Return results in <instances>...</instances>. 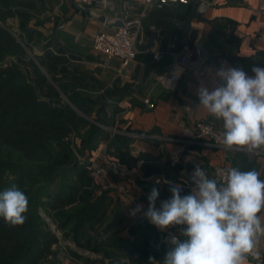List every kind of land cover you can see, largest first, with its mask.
<instances>
[{
	"label": "crops",
	"instance_id": "crops-1",
	"mask_svg": "<svg viewBox=\"0 0 264 264\" xmlns=\"http://www.w3.org/2000/svg\"><path fill=\"white\" fill-rule=\"evenodd\" d=\"M198 1L147 8L141 0H112L114 8L103 10L85 5L105 14L107 20L123 21L121 17L133 2L135 7L128 10L129 18H141V44L148 42L152 32L158 33L151 48L138 49L136 56L125 64L117 57L104 64L103 56L93 47L95 35L113 32L118 26L89 15L73 0H2L3 4H18L17 9L26 16L40 18L33 27L48 35V39L37 53L43 54L50 48L67 56V66L87 77L85 85L74 86L71 92L80 91L98 100L88 118L106 131L128 139L123 145L122 137L115 138L113 134L102 137L91 152L105 168L102 175L94 176L96 182L116 190L120 207L125 211L132 203L147 210L153 187L159 191L157 208L171 198L169 186L156 183L160 175L185 183L188 187L181 195L189 194L193 187L191 174L198 166L209 178H216L218 167H238L243 171L256 169L264 179V151L248 152L244 148L224 146L220 139L222 122L197 107L200 83L211 89L221 65L243 68L249 75L253 66L264 67V13L258 11L259 0H205L209 6L204 18L195 14L189 40L185 42L182 24ZM196 44L206 55L205 74L183 72L177 87L171 88L166 79L171 63ZM103 102L106 103L103 122H98L97 111ZM198 121L212 124L219 139L191 138L186 131L195 128ZM174 152L180 153V161L175 165L171 162ZM111 162L125 166L127 174L120 175ZM258 251L259 259L248 257L247 264H264V238Z\"/></svg>",
	"mask_w": 264,
	"mask_h": 264
},
{
	"label": "trees",
	"instance_id": "trees-1",
	"mask_svg": "<svg viewBox=\"0 0 264 264\" xmlns=\"http://www.w3.org/2000/svg\"><path fill=\"white\" fill-rule=\"evenodd\" d=\"M18 6V4H3L2 0H0V20L4 21L8 17L16 15L23 16L22 29L35 30L40 34L38 30L28 25L29 19L32 17L26 16L25 13H20L17 9ZM20 45V42L0 25V139L2 143L8 144L12 150L27 158L33 160L48 159L47 162L51 163V165H55L56 162L51 160L49 155L50 148L47 147V144L54 138L59 141L63 150H70L71 147L65 141V135L72 126L81 127L88 123L92 125L87 139L82 140V152L86 156L91 155V152L97 147V142L102 137L108 138L111 134L115 138H124L123 145L125 144L128 140L125 138L126 136L106 131L100 125L89 121L88 117L91 116L92 107L98 103V100H92L89 95H85L80 91L71 92L74 90V86L85 85L87 77L80 73L76 74L75 70L67 66L69 64L67 63L69 62L67 56L63 55L62 52L60 54L53 52L50 48H47L41 54L44 61H52L55 65L63 68L62 71L66 76L67 82L59 85L65 94L64 96H61L59 91L53 89L50 85L47 87H50L53 92L40 95L38 92L42 90L41 87L38 86V90L37 87L27 83L22 78L23 70L16 63L12 64L11 62L9 64L7 62L11 50L15 52L14 54L17 55L20 61L23 59V50ZM41 83H43L42 80ZM105 106L106 103H101L97 111L96 121L103 122L104 115L102 116V112ZM113 142L115 143V141ZM125 151L129 155L128 149ZM86 165V163L76 161L69 168L66 167L62 171V173L65 171L77 173L76 176H73L71 194L67 196V201L74 202L73 200L76 199L78 191L81 190L83 192V200L80 199L78 210L67 216L68 222L71 219H75V229L84 231L85 224L94 219L100 220L101 212L103 218L106 219V225L103 228L105 236L102 235V232L100 233L102 223L99 221L97 232L99 234L95 237L90 236L88 239L93 247L97 250H102L113 246V249L127 251L130 255L128 264H131L134 253L141 251L142 255L139 256L136 264H149L150 256L145 255L147 254L145 251L149 247L147 236L158 237L156 227L150 222H140L138 225L125 228L126 231H110L111 228H115L120 223L123 217L118 193L111 188L102 191L99 195L94 193L89 186L92 185V182H95L96 185V180L95 177L88 175L89 172ZM41 169L40 166H37L38 171ZM4 170L5 167L0 165V184L2 183L0 192L15 185L28 197L29 204L28 212L25 213L27 219L22 225L10 226L0 218V264H46L44 258L51 253L54 254L51 247L57 242V239L45 227L44 221L35 210V205L37 198L43 195L45 187L42 189V186L53 182L60 173L44 174L46 177L40 180L37 176V178L27 176L25 168H22V170H16L18 179L3 184L2 173ZM34 170H36L35 167L33 171H30L35 174ZM32 187H38L36 194L32 193ZM61 200L60 196L59 201ZM94 224H90L91 228ZM181 227L172 226L170 232L179 236ZM180 238L183 239V237ZM159 256L160 261H162L165 253ZM70 263L63 262V264Z\"/></svg>",
	"mask_w": 264,
	"mask_h": 264
},
{
	"label": "clouds",
	"instance_id": "clouds-1",
	"mask_svg": "<svg viewBox=\"0 0 264 264\" xmlns=\"http://www.w3.org/2000/svg\"><path fill=\"white\" fill-rule=\"evenodd\" d=\"M251 72L221 65L211 89L200 83L197 107L222 122L224 146L255 152L264 151V67L253 66ZM260 176L256 169L229 167L219 179L209 178L198 166L187 195H181L182 186L165 181L171 198L159 208V191L153 187L144 217L160 230L182 227L179 236L169 238L171 248L163 260L150 256L149 264H247L249 256L258 260V245L264 238V179ZM28 204L25 193L13 185L0 192V218L10 226L22 225ZM140 211L138 205L131 214Z\"/></svg>",
	"mask_w": 264,
	"mask_h": 264
},
{
	"label": "rangeland",
	"instance_id": "rangeland-1",
	"mask_svg": "<svg viewBox=\"0 0 264 264\" xmlns=\"http://www.w3.org/2000/svg\"><path fill=\"white\" fill-rule=\"evenodd\" d=\"M22 18L23 16H13L8 17L4 21L0 20V25L7 29L14 36V38L20 42V47L22 46L23 50V59L21 61L17 55L14 54L15 52H12L11 50L7 62H9V64L11 62L12 64L16 63L20 69L23 70L22 78L26 80L27 83L37 87L38 90V86H40L42 89L38 92L40 95H44L49 92L52 93L53 90L50 87H47L50 85L53 89H57L61 96H64L65 94L62 92V89L59 86L60 84L63 85L65 82H67L66 76L62 71L63 68L61 66L55 65L52 61H44L43 57H41V53H37L40 52L39 49L48 39V35L38 34L35 30H23ZM39 21L40 18H30L28 25L31 27L37 26L36 24ZM25 41H27V43H25ZM41 80L43 83L40 84ZM88 119L90 122H93L90 120V118ZM91 126L92 125L88 123L87 125L81 127L72 126L69 128V130H67L68 132L65 135V141L68 142L71 147L70 150L67 151L62 149V146L59 144L58 140L52 138V141L47 144V147L50 148L49 155L51 156L52 161L55 160V165L48 163V159L33 160L20 155L18 152L12 150L8 144L2 143L0 139V165L5 167V170L2 173V180H4L3 184L10 183L18 179L16 170H22V168H25V173L27 176H30L31 178L38 177L40 180L46 177L44 174L48 175V173L51 174L53 172L55 174L60 173L53 182L42 186V189L45 187L43 189V195L37 198L35 205V210L40 218L44 221L45 227L57 239V242L51 247L54 254L51 253L44 258V262L46 264H63V262H71L70 264H128L129 261L130 255L127 251L120 249L118 250L115 248L113 249V246L103 248L102 250H97L88 241L90 236L95 237L99 234H97V232L99 229L98 225L100 223H102L100 233L102 232V235L105 236L103 228L106 225V219L103 218L101 212V218L99 220L100 223L98 220L94 219L91 222L85 224L84 231H77L75 229V219H71L68 222L67 216L78 210V207L80 206L78 203L80 199L83 200V192H81V190L78 191L76 194V199L73 200L74 202L67 201V196L71 194V186L74 181L73 176H76L77 173L73 171H65L62 173V171L66 167L69 168V166L71 164L73 165L74 162L80 161L81 163L87 164L86 168H88V175L93 178L96 175L92 170V165L93 163L98 162V158L94 156L92 157L91 155L86 156L82 152V140L87 139L92 128ZM37 166H40L42 169L38 171ZM34 167L36 169L34 170V172H36L35 174L32 172ZM1 184L0 188L2 186ZM96 185L95 182H92V185L89 186V188H92L94 193L97 195L110 188L109 186L104 188L106 184L101 186L97 182ZM38 187L31 188L33 194L37 193ZM60 196L62 198L61 201H59ZM120 209H122L121 212L123 217L120 223L115 226V228H111L110 231H126L125 228H128L129 226L138 225L140 222H149L148 220H133L127 215L125 208L121 207ZM91 223H95L92 228L90 225ZM156 229L159 236L153 237L152 235H148L147 239L149 241V247L146 251H144L147 253L145 255L151 256L157 261H160L159 255L163 253L166 254L169 251L167 247L170 245L168 240V233L170 232V229L167 228L165 230H160L157 227ZM140 255H142L141 251L139 253H134L132 256L133 260H131L130 263L136 264ZM249 257L251 258V256Z\"/></svg>",
	"mask_w": 264,
	"mask_h": 264
},
{
	"label": "built area",
	"instance_id": "built-area-1",
	"mask_svg": "<svg viewBox=\"0 0 264 264\" xmlns=\"http://www.w3.org/2000/svg\"><path fill=\"white\" fill-rule=\"evenodd\" d=\"M78 3H82L89 7H93L95 9H105V8H114L112 5V0H73ZM144 5L149 8L152 6L164 7L173 4L179 3H188L190 0H141ZM135 7L133 2H130L127 6L128 10H131ZM128 10L124 14L123 19L124 25L117 27L113 32H99L95 35L94 38V50L97 53H100L103 58L102 62L107 64L114 57L119 58L123 64L127 61L133 59L137 52V41L140 37V41L143 34V25L141 18H129ZM258 11L264 13V0H259ZM63 27V25H61ZM133 27H136V30H132ZM153 27V26H152ZM155 57L158 58V52L155 53ZM205 59L204 55L201 51L200 45L196 44L193 47L187 49L178 59L174 60L171 65L167 76V81L169 86L175 89L178 85L180 76L183 72L187 71H197L198 76H202L206 72V65L204 64ZM152 105V104H151ZM186 133L191 138H199L202 136H210L214 137L217 140L219 136L213 127L212 124L198 121L196 123L195 128L186 131ZM180 161V153L174 152L171 154V162L172 164H177ZM110 165L119 172L120 175L124 176L126 174V168L124 166H120L115 162H111ZM104 167L101 166L98 162L93 163L92 170L96 175H102L104 173ZM222 170H226L225 168L218 167L215 169L216 178L219 179V174ZM159 179L160 183H165V181H171L173 185L182 186V192L187 189V185L178 180H174L166 177L165 175L158 176L155 180ZM168 185L167 183H165ZM169 186V185H168ZM104 188H107L105 185ZM181 192V193H182ZM138 205L136 203L129 204L127 215L131 217L133 220H147L144 217L145 209L141 208V211L136 213L133 216L131 213ZM175 235L172 232L168 233V240L171 236ZM169 245V244H168ZM169 250L171 245L167 247Z\"/></svg>",
	"mask_w": 264,
	"mask_h": 264
},
{
	"label": "water",
	"instance_id": "water-1",
	"mask_svg": "<svg viewBox=\"0 0 264 264\" xmlns=\"http://www.w3.org/2000/svg\"><path fill=\"white\" fill-rule=\"evenodd\" d=\"M76 6L82 10H85L89 13V15L94 16L98 19H100L103 22H107L109 25H114V26H123L124 22L120 19H113V20H107V17L105 14H99L97 12H95L92 9H89L87 6H85L82 3H77ZM209 6V3L205 0H199L195 6L194 9L192 11V13L190 14V16H188L187 20L182 24V27L185 29L184 32V37H185V42H188V32L191 29V21L193 19V17L195 16V14H199V18H204L203 14L205 12V9ZM132 30H136V27H133ZM158 33L152 32L149 40L146 44H141L140 42V37L138 38L137 41V48L141 49V50H146L149 49L153 46L154 44V40L157 37ZM204 59L206 60V55L204 56ZM255 261H257L256 259H254Z\"/></svg>",
	"mask_w": 264,
	"mask_h": 264
}]
</instances>
